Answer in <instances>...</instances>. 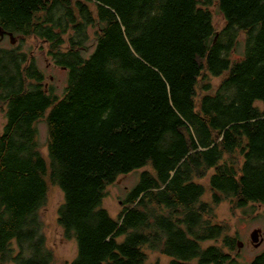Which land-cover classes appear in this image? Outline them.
<instances>
[{"label":"trees","instance_id":"trees-1","mask_svg":"<svg viewBox=\"0 0 264 264\" xmlns=\"http://www.w3.org/2000/svg\"><path fill=\"white\" fill-rule=\"evenodd\" d=\"M0 29L48 44L67 71L58 97L33 58L0 48V264H53L37 219L48 182L77 246L66 264H147L145 250L168 264H236L215 208L264 205V0H0ZM210 78H222L216 89ZM146 167L113 219L107 188Z\"/></svg>","mask_w":264,"mask_h":264},{"label":"rangeland","instance_id":"rangeland-1","mask_svg":"<svg viewBox=\"0 0 264 264\" xmlns=\"http://www.w3.org/2000/svg\"><path fill=\"white\" fill-rule=\"evenodd\" d=\"M211 13L213 15L215 29L219 33L224 27V20L214 8H211ZM87 33L89 34L90 40L86 43V53H91L95 29L89 28ZM15 47H19L21 53L34 59L37 68L44 76L45 87L52 89L56 96L61 97L66 87L67 71L57 67L53 63L52 58L48 55V44L43 41H38L35 38L20 39L15 45H11L7 37L0 42V48L9 50ZM242 51L243 49H236L232 52L231 56L237 59L241 57ZM209 80L212 89H216L222 78H210ZM199 82L200 86L197 89L198 96L196 99L198 104L200 98L203 96L201 86L205 84L204 81L199 80ZM256 107H258L260 111H264L263 103H256ZM5 124V114L0 105V134L3 132ZM35 127L38 131V147L47 160L48 130L46 124L44 121H39L36 123ZM143 172H150V167L120 176L113 185L107 188L106 197L102 205L113 219H116L123 210L122 202H125L127 194L137 185L140 175ZM200 183L206 187V194L203 200L210 202L211 192L207 186V179L200 181ZM62 203L63 193L57 186L48 182L46 199L43 206L37 211V219L41 225V234H43L45 238V245L52 253L53 264L70 263L77 255L75 240L68 239L63 228L58 224V209ZM244 212H246L245 215L243 214ZM215 213V222L224 224L227 229V234L236 237V242L240 241L242 243V247L239 250L236 247V249L230 253L236 261V264H251L254 258L264 250V205H250L246 209L238 211L232 209V204H230V202L224 201L215 208ZM256 229L261 230V237H263V242L258 248H255L250 240L251 233ZM211 245L220 246L221 240L207 242L203 244L202 247L206 248ZM145 253L147 256V264L169 263V259L159 252L145 250Z\"/></svg>","mask_w":264,"mask_h":264},{"label":"water","instance_id":"water-1","mask_svg":"<svg viewBox=\"0 0 264 264\" xmlns=\"http://www.w3.org/2000/svg\"><path fill=\"white\" fill-rule=\"evenodd\" d=\"M4 36H7L11 45H15L16 42L19 41V38L15 37L12 33H6L2 29H0V39H3ZM250 240L252 245L255 248H258L263 242V237H261V230L260 229L254 230L250 235ZM241 247H242V243L240 241H237V249L239 250Z\"/></svg>","mask_w":264,"mask_h":264},{"label":"flooded vegetation","instance_id":"flooded-vegetation-1","mask_svg":"<svg viewBox=\"0 0 264 264\" xmlns=\"http://www.w3.org/2000/svg\"><path fill=\"white\" fill-rule=\"evenodd\" d=\"M5 37H7V36H4V38H5ZM4 38H3V39H4ZM3 39H0V41H2Z\"/></svg>","mask_w":264,"mask_h":264},{"label":"clouds","instance_id":"clouds-1","mask_svg":"<svg viewBox=\"0 0 264 264\" xmlns=\"http://www.w3.org/2000/svg\"><path fill=\"white\" fill-rule=\"evenodd\" d=\"M1 42V41H0Z\"/></svg>","mask_w":264,"mask_h":264}]
</instances>
